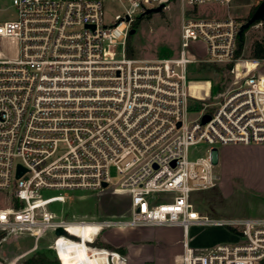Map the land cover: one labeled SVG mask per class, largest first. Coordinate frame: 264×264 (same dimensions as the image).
<instances>
[{
    "label": "built area",
    "instance_id": "2783aa9c",
    "mask_svg": "<svg viewBox=\"0 0 264 264\" xmlns=\"http://www.w3.org/2000/svg\"><path fill=\"white\" fill-rule=\"evenodd\" d=\"M104 1L11 0L14 19H0V231L29 232L36 247L63 229L51 246L60 264L62 238L87 244L97 264H126L119 252L93 245L111 228L179 233L182 264H264V216L212 218L192 198L220 182L215 146L264 144V58L237 55V18L203 12L234 0H129L131 9L112 23ZM174 1L183 16L178 55L129 58L137 12ZM197 42L207 58L194 55ZM200 62L230 67L231 88L205 107L190 103V66ZM201 91L208 96L211 88ZM201 143L209 145L206 155L192 160ZM73 190L127 195L128 214L69 220L50 210L66 197L44 192ZM72 224L98 231L85 242ZM203 227L229 228L236 240L196 247L192 230Z\"/></svg>",
    "mask_w": 264,
    "mask_h": 264
},
{
    "label": "rangeland",
    "instance_id": "374dc122",
    "mask_svg": "<svg viewBox=\"0 0 264 264\" xmlns=\"http://www.w3.org/2000/svg\"><path fill=\"white\" fill-rule=\"evenodd\" d=\"M262 0H234L231 8L218 3H212L208 10L212 16L223 17L230 15L237 18L241 24L252 11H255ZM106 23H112L116 16L123 15L131 9L129 0H105ZM139 26L127 42V52L132 59L156 61L173 58L178 55L183 23L182 6L179 2H172L160 12L146 13L141 17ZM15 9L11 0H0V19L12 20ZM255 42L264 43V21L251 26L245 33L244 57H251ZM193 53L198 59L207 58V46L202 42L194 43ZM222 66L208 62L195 63L190 66L189 81L191 105L216 104L224 98L231 88V79ZM225 82L221 90H217L221 82ZM211 88V93L205 96L201 90ZM192 117L196 115L191 114ZM209 145L201 143L191 148L190 158L206 155ZM220 165L218 173L220 182L214 189L198 191L192 194L193 202L199 211L212 218H248L264 216V144H226L215 146ZM112 185L119 184L120 176L114 167L110 168ZM64 194V203H53L50 210L59 217L69 220L79 219H109L119 218L128 214L130 198L124 194L105 192L101 195L92 191H49L45 197ZM164 197V196H163ZM229 228L203 227L192 230L193 244L196 247L212 246L222 242H234L229 234ZM5 233L0 241L1 264H23L34 254H46L52 264H59L55 251L51 248L56 238L55 231L47 232L37 243L35 249L22 258L16 259L13 254H19L36 244L29 232ZM89 239V233L84 234ZM179 233L160 229L138 228L106 229L96 238L94 245L101 248V244L112 246L126 259V264H182V247L178 243ZM90 240V239H89ZM60 256L74 261L76 245L65 238L61 239ZM154 245L157 250L151 249ZM111 250V251H114ZM90 253V252H89Z\"/></svg>",
    "mask_w": 264,
    "mask_h": 264
},
{
    "label": "trees",
    "instance_id": "16d2710c",
    "mask_svg": "<svg viewBox=\"0 0 264 264\" xmlns=\"http://www.w3.org/2000/svg\"><path fill=\"white\" fill-rule=\"evenodd\" d=\"M256 11V10H255ZM255 11H252V13L250 14V16L246 19V22L253 16L254 12ZM261 21H257L255 22L253 25L255 24H258L260 23ZM139 23H140V19H136L132 22V25H131V30H135L136 31V28L139 26ZM245 24V23H244ZM252 25V26H253ZM251 27V26H250ZM249 27V28H250ZM243 29V30H240V33L238 35V39H237V55L240 56L243 54V51H244V45H245V33L247 32V30L249 29ZM132 37L131 34H129V38L128 40ZM128 42V41H127ZM127 51V49H126ZM127 56L128 57H131L132 54L130 52H127ZM251 56L254 57V58H264V43L263 42H255L253 44V47H252V53H251ZM229 68L230 67H224L223 68V71L225 72H228L229 71ZM225 82H221V84L218 86V89L217 90H221L224 86ZM73 234L75 235H78L80 236L81 238L84 239V241H87L89 239H87L84 235V233L82 231H78V230H74V229H70ZM232 233H235V230H231ZM5 237V233H1L0 234V241ZM72 243L76 244V245H80L83 249V251L85 253H89L87 251V249L85 248V245L84 244H78V242H73L72 240H70ZM94 245V244H93ZM95 246V245H94ZM101 248H106V249H109V250H114L112 248V246L110 245H107V244H101ZM114 251H117L119 252L118 250H114ZM62 259V262L63 264H75L74 261H69L68 259L66 258H61ZM58 263L60 264L59 260H58ZM23 264H52V262L50 261V259L46 256V254H39V253H36L34 254L32 257H30L28 260H26Z\"/></svg>",
    "mask_w": 264,
    "mask_h": 264
},
{
    "label": "water",
    "instance_id": "95a60500",
    "mask_svg": "<svg viewBox=\"0 0 264 264\" xmlns=\"http://www.w3.org/2000/svg\"><path fill=\"white\" fill-rule=\"evenodd\" d=\"M162 10H163V6L156 8V9L148 10L147 13L160 12ZM257 21H264V0H262V2L259 4L253 16L245 24L242 25L241 30L249 28ZM134 33H135V30H131L130 34L133 35ZM210 119L211 118L209 115H205L203 117V123H207L208 121H210ZM24 172H25V169L22 168L21 166H18L16 177L20 178ZM103 186L107 187V184H104ZM55 233L57 236L66 235V232L61 228L57 229Z\"/></svg>",
    "mask_w": 264,
    "mask_h": 264
},
{
    "label": "crops",
    "instance_id": "0c3cea01",
    "mask_svg": "<svg viewBox=\"0 0 264 264\" xmlns=\"http://www.w3.org/2000/svg\"><path fill=\"white\" fill-rule=\"evenodd\" d=\"M215 162H216L217 171H218V167L220 165V159H219V156L217 154H215ZM97 231H98V229L89 230V237H90L89 239H91L92 234H95ZM212 245H214V243ZM150 246L152 247L151 249L157 250L154 245H150ZM85 248H86V246H85ZM34 249H35V245L33 247L27 249V250H24L23 252H21L19 254H13V257L15 258V260L22 258L25 255L31 253ZM76 252L78 254V256H75L76 264H96L97 257L92 258L90 253H85L81 246L76 247Z\"/></svg>",
    "mask_w": 264,
    "mask_h": 264
},
{
    "label": "bare ground",
    "instance_id": "6f19581e",
    "mask_svg": "<svg viewBox=\"0 0 264 264\" xmlns=\"http://www.w3.org/2000/svg\"><path fill=\"white\" fill-rule=\"evenodd\" d=\"M70 229H74V230H78V231H82L84 234H88L89 233V230H93V229H98V226L96 224H85V225H78V224H72L70 226ZM73 234V233H72ZM75 235V234H73ZM76 236V235H75ZM66 239V238H65ZM67 241H70L68 239H66ZM71 242V241H70ZM73 242H76V241H73ZM87 242V241H85ZM84 244V243H82ZM86 246V249L88 251V248H87V244H84ZM89 252V251H88ZM61 257V256H60ZM62 261V259H61ZM98 262V258H97V261H96V264ZM63 264V262H62ZM119 264V263H118Z\"/></svg>",
    "mask_w": 264,
    "mask_h": 264
}]
</instances>
